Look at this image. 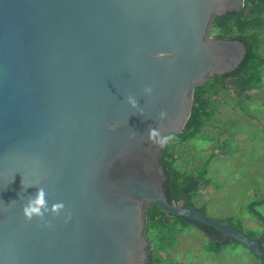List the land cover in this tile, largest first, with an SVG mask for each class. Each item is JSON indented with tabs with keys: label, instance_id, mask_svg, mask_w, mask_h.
I'll return each instance as SVG.
<instances>
[{
	"label": "water",
	"instance_id": "95a60500",
	"mask_svg": "<svg viewBox=\"0 0 264 264\" xmlns=\"http://www.w3.org/2000/svg\"><path fill=\"white\" fill-rule=\"evenodd\" d=\"M244 8L0 0V264H148L150 204L264 260L262 237L168 200L158 142L184 131L197 86L246 57L245 41L211 34L217 17ZM41 187L47 211L29 218Z\"/></svg>",
	"mask_w": 264,
	"mask_h": 264
},
{
	"label": "rangeland",
	"instance_id": "374dc122",
	"mask_svg": "<svg viewBox=\"0 0 264 264\" xmlns=\"http://www.w3.org/2000/svg\"><path fill=\"white\" fill-rule=\"evenodd\" d=\"M262 18L261 26H247L245 34L259 38L264 57V14ZM211 34L223 35L220 27H212ZM256 71L260 81L245 90L235 77H211L201 85L211 115L204 116L194 137H171L168 147L178 155L177 169L202 178L196 191L188 189L194 204L254 238L264 235V220L249 207L252 200L260 201L256 208L264 214V64ZM157 220L158 215L154 221L148 215V264H263L242 243L229 241L215 250L201 228L167 214Z\"/></svg>",
	"mask_w": 264,
	"mask_h": 264
},
{
	"label": "trees",
	"instance_id": "16d2710c",
	"mask_svg": "<svg viewBox=\"0 0 264 264\" xmlns=\"http://www.w3.org/2000/svg\"><path fill=\"white\" fill-rule=\"evenodd\" d=\"M248 11L252 16L247 15ZM263 14L264 0H245V8L243 11H230L225 15L216 18L212 27H220L223 35H219V37H226L227 35L229 36L228 33L235 32V34L233 36H229V38L241 39L245 41L248 46L246 57L236 68V70L225 73L222 76H213L216 77L217 80L226 77H235L237 81L242 84V90H245L248 86H256V84H258L261 76L257 74L256 70L258 64H264V57L259 53V38L253 35H246L245 31L247 26H261L263 23ZM200 86L201 85L195 88V98L192 114L184 131L179 134H170L171 137H179V139L181 140L194 137L201 130L204 124V116L211 115L210 112H207L206 110L207 101L203 99V97H201V91L198 89ZM168 147L169 140L166 142V146L164 148V153L162 156V164L164 165L167 174L165 190L168 196V200L170 202L179 203L185 207L195 206L196 208H198L193 202V192H189L188 189L196 191L200 185V181L202 178L194 177L192 175H186L182 171L177 169L174 164L178 160V155L174 152L169 151ZM192 180H195L193 184L190 183ZM259 203L260 201L252 200L249 203V207L255 214H257L259 218L264 220V214L256 208L257 204ZM151 206L152 208H149L148 210L149 218L154 221L156 220V217L158 215V220L162 221V217L166 215V213L156 204H150V207ZM201 210H203L204 212L207 211L205 206L202 207ZM176 217L181 219L182 222L189 224L188 222L183 220L181 216ZM261 237V244L264 248V235H262ZM231 241L239 242L234 239ZM210 244L215 250H219L223 245H216L213 239L211 240ZM150 258H152L151 255ZM262 262L264 264V260H262Z\"/></svg>",
	"mask_w": 264,
	"mask_h": 264
},
{
	"label": "clouds",
	"instance_id": "9594fccd",
	"mask_svg": "<svg viewBox=\"0 0 264 264\" xmlns=\"http://www.w3.org/2000/svg\"><path fill=\"white\" fill-rule=\"evenodd\" d=\"M144 91L146 93H151L152 88L150 85L146 86ZM129 104H131L133 107H138L139 106V100L136 98L134 95H129L127 97ZM142 111V109H141ZM166 115L164 111L161 112V116L163 117ZM157 135V129L152 128L150 129V139L155 138ZM171 139V136H163L160 137L158 140L159 143H166L168 140ZM63 205H57L56 207H62ZM45 211H47V200H46V194L45 190L41 187L37 189V192L35 195H28V200L24 205V212L25 214L31 218L33 215H38V216H43Z\"/></svg>",
	"mask_w": 264,
	"mask_h": 264
},
{
	"label": "flooded vegetation",
	"instance_id": "af4514ba",
	"mask_svg": "<svg viewBox=\"0 0 264 264\" xmlns=\"http://www.w3.org/2000/svg\"><path fill=\"white\" fill-rule=\"evenodd\" d=\"M198 209H200V210H201V208H199V207H198ZM211 239H213V238H211ZM213 240H214V239H213Z\"/></svg>",
	"mask_w": 264,
	"mask_h": 264
}]
</instances>
